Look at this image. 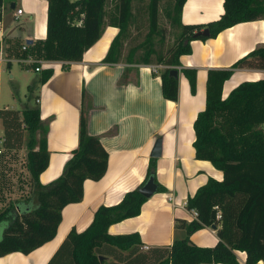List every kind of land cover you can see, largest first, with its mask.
<instances>
[{
  "label": "trees",
  "instance_id": "trees-1",
  "mask_svg": "<svg viewBox=\"0 0 264 264\" xmlns=\"http://www.w3.org/2000/svg\"><path fill=\"white\" fill-rule=\"evenodd\" d=\"M8 1L0 0V18ZM113 1V7L108 8L110 0H48L47 36L36 43L34 54L47 61H79L101 38L105 28L114 26L119 32L104 61L164 64L163 95L176 101L179 79L171 75V70L181 66V56L192 53L193 40L205 41L239 23L264 20V0H224L225 10L219 19L187 24L182 21L187 0H172L167 17L179 31V37L166 51H157L154 45H147L161 30L162 0H149L150 31L145 44L130 45L125 53L130 26L140 12L134 10V2L145 0ZM205 28H209V36L196 35ZM8 42L10 57L18 56L21 47L17 42ZM141 48L145 51L140 59H135ZM248 58L258 59L264 65V46L251 51L235 67ZM53 72L52 68L42 70L31 89L45 84ZM182 72L189 80L191 92L196 93L197 70L183 68ZM232 74L230 68L208 71L206 105L194 121L196 158L209 160L224 175L222 180L210 177L189 197L187 209L196 210L198 218L177 219L174 242L147 251L142 250L143 242L137 232L111 234L112 224L141 213L148 199L140 192L141 185L128 191L118 204L99 206L91 224L81 232L72 229L47 264H241L237 257L240 251L246 253L247 264L264 261V78L243 81L224 97V84ZM35 99L39 103L38 95ZM0 119L4 149H21L29 135L26 166L32 193L10 201L0 211V257L14 252L29 254L56 236L63 209L83 200L85 181L100 180L106 174L109 152L99 137L89 133L87 118L82 113L79 144L72 151L64 173L43 184L40 176L49 165L50 150L40 106L3 107ZM152 175L158 184L154 157L146 180ZM164 190L158 184V191ZM206 226L216 227L219 241L214 246H200L191 239ZM100 256H109L111 260Z\"/></svg>",
  "mask_w": 264,
  "mask_h": 264
},
{
  "label": "crops",
  "instance_id": "crops-1",
  "mask_svg": "<svg viewBox=\"0 0 264 264\" xmlns=\"http://www.w3.org/2000/svg\"><path fill=\"white\" fill-rule=\"evenodd\" d=\"M223 2L187 0L182 21L206 24L217 20L225 10ZM210 5L217 6L212 9ZM18 9L24 10L17 18ZM40 10L41 15L29 30L17 22L26 11L30 14L29 20L33 21L34 13L38 11L39 15ZM8 11L16 23L3 26ZM47 19L48 0H9L2 8L0 18V46L6 58V62L0 65V71L3 66L12 67L14 55L10 57L7 52L10 45L8 40L16 42L18 39L24 40L19 47L25 53L24 62L35 60L36 63L32 62L35 68L41 66L42 70L52 68L54 71L45 84L33 88L40 92L37 94L40 100L38 105L41 119L48 130L50 150L49 165L40 176L41 183L49 184L64 173L72 151L79 144L82 113L87 118L89 133L99 137L109 152V165L100 180L85 181L83 200L63 209L62 221L52 240L29 254L14 252L0 257V264H47L72 229L81 232L91 224L99 206L118 204L128 191L143 185L152 158L151 152L159 137L162 138V154L155 157L156 174L158 184L166 190L157 191L149 197L138 216L112 224L109 232L113 235L139 233L143 251L171 245L176 235L177 219H194L185 206L189 197L210 177L218 180L224 177L223 172L209 160L197 159L194 148V121L206 105L208 71L216 68L233 70L232 76L224 84V97L243 81L264 78V65L258 59L248 58L235 67L251 51L264 46V20L239 23L205 41L193 40L192 53L180 59L179 96L173 101L167 99L162 91L164 64L104 61L112 40L119 32L114 26H107L101 38L79 61H47L36 56V43L47 36ZM25 44L29 47L24 51ZM183 68L197 70V90L194 94L182 72ZM41 71L31 84L39 80ZM11 77L14 75L11 74ZM3 135L0 119V211L10 201L32 195L30 173L25 164L26 195L8 200L4 198L8 190L15 187V179L10 177L9 172H13V166L17 165L14 163L16 159L20 162L24 154L27 156L29 135L25 137L21 149L12 150L2 147ZM205 230L211 231L207 241L202 240L200 235ZM191 239L200 246H214L219 241L216 230L208 226L195 232ZM237 257L241 264H247L245 252H237ZM104 258L111 260L109 256ZM258 264H264V261Z\"/></svg>",
  "mask_w": 264,
  "mask_h": 264
},
{
  "label": "rangeland",
  "instance_id": "rangeland-1",
  "mask_svg": "<svg viewBox=\"0 0 264 264\" xmlns=\"http://www.w3.org/2000/svg\"><path fill=\"white\" fill-rule=\"evenodd\" d=\"M148 4H149V0H145L144 2L141 1L134 2V10L135 11L139 10L140 12L138 13V18L135 21V23L130 26V37H129L130 39H128V42L125 46V53L128 52L130 45L145 44L144 42L150 31ZM113 5H114V1L110 0L108 4V8L110 7L112 8ZM172 5H173L172 0H162L160 3L161 30L158 33L154 34L152 38H150L151 39L150 43H148L147 45V46H149V44L154 45L157 51H166L168 48H170V46L175 44V42L179 37V31L171 26L170 18L167 17V10ZM210 6L212 9H215L217 5L214 6L210 5ZM9 12L10 11H8V13H6L4 17L3 26H6L11 22L16 23L14 22L16 20H14V18ZM40 15H41V10L39 15H38V11H36L34 13L35 16L34 20L30 21L29 20L30 14L26 11L25 14L22 15L20 17V20L17 22L22 23L24 27L27 30H29L30 25L35 24ZM23 41H24L23 39L16 40L17 45L21 47ZM143 51H145V48H141L136 53L135 59H140V56H142ZM24 57H25V53L20 50V54L18 56H14L12 67L8 68L7 66H3V69L0 71L1 73L0 104L2 107L11 106L19 109V108H23V106L25 105H31V106L38 105L35 96L40 92L34 91L29 87V85L33 81V78L39 75V72L36 71L34 67L36 61L32 60V62L35 61L33 65L32 62L31 63L27 61L24 62L25 60ZM21 60L23 61V63L21 62ZM24 65L26 66L28 65V66L26 67ZM11 74H13L14 77H11ZM23 157H24L23 161L20 160L22 165L20 164L19 161H17L18 159L15 160L14 158L15 160L14 163H16L17 165L13 166L14 167L13 172L11 171L9 173H10V177L11 178L14 177L15 179V182L13 181L15 187H13L12 189L10 188V190H8V192L5 194L4 198L6 200L11 198H16L18 196L26 195L27 187L25 186L26 177L24 174L25 171L24 169L26 164V160H25L26 154H24ZM210 233H211L210 230H205L204 232H202V234H200L202 240L207 241L210 237Z\"/></svg>",
  "mask_w": 264,
  "mask_h": 264
},
{
  "label": "water",
  "instance_id": "water-1",
  "mask_svg": "<svg viewBox=\"0 0 264 264\" xmlns=\"http://www.w3.org/2000/svg\"><path fill=\"white\" fill-rule=\"evenodd\" d=\"M14 6V5H13ZM196 35H204V36H209L210 35V31L209 28H205L199 32L196 33ZM31 42V41H29ZM171 75L175 76V77H179V69L178 68H174L171 70ZM162 154V138L159 137L156 142L155 145L153 147V150L151 152V156L152 157H159ZM140 192L147 198L151 197L153 194H155L158 191V184L155 181V177L152 175L150 176L145 183L140 187ZM213 228L215 229L216 227L213 226ZM103 256H100V259H102Z\"/></svg>",
  "mask_w": 264,
  "mask_h": 264
},
{
  "label": "built area",
  "instance_id": "built-area-1",
  "mask_svg": "<svg viewBox=\"0 0 264 264\" xmlns=\"http://www.w3.org/2000/svg\"><path fill=\"white\" fill-rule=\"evenodd\" d=\"M23 13V9H18L17 10V14H16V17L18 18L19 15H21ZM23 49H28V44H25L23 46ZM6 62V58H5V54H4V49L3 47L0 46V65L5 63ZM36 71H41L42 70V67L41 66H36L35 68ZM1 152V150H0ZM187 207V204L185 205ZM193 216L194 219H197L198 218V212L194 209L192 210H189Z\"/></svg>",
  "mask_w": 264,
  "mask_h": 264
}]
</instances>
